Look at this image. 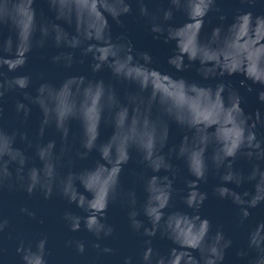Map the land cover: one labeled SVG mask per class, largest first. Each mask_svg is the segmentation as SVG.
I'll use <instances>...</instances> for the list:
<instances>
[{
  "label": "water",
  "instance_id": "water-1",
  "mask_svg": "<svg viewBox=\"0 0 264 264\" xmlns=\"http://www.w3.org/2000/svg\"><path fill=\"white\" fill-rule=\"evenodd\" d=\"M0 264H264V0H0Z\"/></svg>",
  "mask_w": 264,
  "mask_h": 264
}]
</instances>
